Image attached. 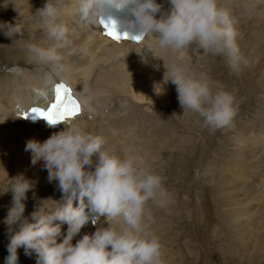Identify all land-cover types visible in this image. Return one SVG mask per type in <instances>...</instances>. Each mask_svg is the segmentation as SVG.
I'll return each mask as SVG.
<instances>
[{
	"label": "bare ground",
	"instance_id": "obj_1",
	"mask_svg": "<svg viewBox=\"0 0 264 264\" xmlns=\"http://www.w3.org/2000/svg\"><path fill=\"white\" fill-rule=\"evenodd\" d=\"M53 2L58 9V22L64 23L69 29V43L58 50L61 59L56 71H53L51 62H42L29 51L32 45L47 48L54 44L43 20L35 14L46 0H10L8 3L14 14L13 21L16 20L15 25L19 28V31L14 28L11 34L18 41L13 39V43L8 45L23 49L28 61L24 64L16 62L0 75V183L8 188V177H15L19 173L25 174L35 183L33 191L36 198H33V191H30L25 201L26 217L31 216L38 200L61 198L57 182L48 180L43 161L35 166L31 164V153L24 150L28 140L43 142L53 132L63 130L64 125L78 122L87 131L101 135L117 155L122 156L125 149L134 147L144 156L143 160L148 167L156 166L158 162L164 163L174 146L180 151L186 150L187 143L192 142L193 138L185 136L181 143L168 144L169 139L159 133L162 120L159 117L137 119L148 112L139 108L133 112V107L152 105L154 114H158L159 103L174 90L175 104L184 118L176 86L171 82L163 83L166 71L164 63L169 67L174 63L184 64L199 73L195 66L203 67L206 64V67H212L211 61L214 58L213 55L206 56L208 60L205 63V55L201 51L189 49L173 53L171 50L159 49L155 46L154 37L144 38L139 44L127 40L114 41L104 35L98 24H85L80 19L78 0ZM225 3L223 7L228 9L234 22L236 43L246 61L233 69L225 61L226 56H222L221 67H227L229 71L228 78H225L226 84L227 81L231 82L236 77L243 78L250 73L252 84L259 81V89L254 95L250 93V99H247V107L255 104L249 120L237 121L239 113L236 111L232 124L238 125L229 140L233 149L231 156L223 155L225 159L221 165L216 161L217 164H208L207 167L202 163L200 168L203 177L209 178V186L215 191L213 197L220 206L218 214L223 227L220 224L216 228V235L220 230H224L223 234L231 232V240L234 242L229 248L232 253L243 252L242 257L246 256L252 264H258V259L264 261V0H224ZM160 4L167 8L168 0H162ZM249 5H255L257 10L251 9ZM60 80H66L75 87L81 99V114L59 123L56 128H49L42 121L33 124L22 120V112L32 104L47 105L52 98L54 84ZM210 81L215 90L218 87L215 83L219 82ZM156 84H160L157 89ZM246 103L244 100L238 101L237 105L243 104L242 107H245ZM186 115L190 113L186 112ZM197 125V134L200 135V126ZM3 185L0 184V264H3V258L9 253L10 234L4 218L12 202V194L4 193L7 189ZM173 198L171 195L168 197V213L174 212L173 209L177 207L175 200H171ZM53 203L51 200L44 201L46 206ZM148 207L153 210L151 202H148ZM160 209L158 207L157 215L154 213L149 230L159 238L162 258L165 260L168 245L163 242V238L167 237L164 231L167 224L157 223ZM98 226L86 224L73 243L86 233H94ZM62 232L66 233V225L62 226ZM247 253H250L249 257ZM17 255L22 264H37L35 252L26 254L21 247ZM256 257L258 259L254 260Z\"/></svg>",
	"mask_w": 264,
	"mask_h": 264
},
{
	"label": "clouds",
	"instance_id": "obj_2",
	"mask_svg": "<svg viewBox=\"0 0 264 264\" xmlns=\"http://www.w3.org/2000/svg\"><path fill=\"white\" fill-rule=\"evenodd\" d=\"M111 10L126 13L123 33L154 37L159 49L226 56L233 69L246 63L236 43L234 22L218 0H168L167 8L157 0H78V14L85 24L106 21ZM35 14L54 44L47 48L32 45L29 51L38 60L51 62L56 71L61 59L58 50L69 43V29L58 22L53 0H46ZM112 22L119 31L116 21ZM164 67L163 83L176 86L184 113L198 114L203 126L212 130L231 125L236 115L231 92L222 85L214 90L205 73L187 65L169 67L165 62ZM47 122L48 127L56 126ZM24 150L31 153L33 166L43 161L48 180L57 182L61 198L38 200L26 217L25 201L35 183L23 173L8 177L4 193L11 192L12 202L4 218L10 234L5 264H17L21 247L26 254L36 253L37 264H164L159 238L149 230L152 211L148 202L163 207L169 193L163 177L145 164L134 147L117 155L101 135L77 122L64 125L43 142L28 140ZM47 200L54 203L46 206ZM89 222L99 224L95 232L73 243ZM63 225L68 226L66 233Z\"/></svg>",
	"mask_w": 264,
	"mask_h": 264
},
{
	"label": "rangeland",
	"instance_id": "obj_3",
	"mask_svg": "<svg viewBox=\"0 0 264 264\" xmlns=\"http://www.w3.org/2000/svg\"><path fill=\"white\" fill-rule=\"evenodd\" d=\"M9 1L0 0V75H3V72L16 64V62L24 64L28 61L24 57L23 49H19V47L15 48V45L12 47L8 45L9 43H13L12 41L14 40L15 42L18 41V38L15 39L11 35L13 34V29H16L18 26H16V20L13 21L14 14L11 13V6L8 4ZM223 3L224 0H218V6L225 10L226 8L223 6H226V3L225 5ZM249 6L251 9L257 10L255 5ZM226 10L228 12V9ZM202 55H205V63L208 60L206 56H214L211 61L212 67H206V64H204L203 67L196 65L195 68L214 80V83L215 81L219 82L215 83L217 86L222 85L223 88L228 86L226 90L234 94V102L236 105L238 101H246L247 103L244 104L245 107H242L243 104L241 106L237 105V107L235 105V109L239 113L236 117L238 119L237 121L249 120L253 114L255 104L252 106L250 104V107H247L249 103L247 99H250V93L254 95L255 92H258L259 81L252 84V75L248 73L249 76L246 74L243 78L236 77L231 82L227 81L226 84L225 78H228L227 74L229 71L227 67H225L226 69H222L221 67V62L223 61L222 56L206 52H202ZM225 58V61L228 62L227 57ZM0 83H2L1 80ZM254 89L255 91L253 92ZM136 108L141 110L146 109L148 112L147 115L143 114L137 119L147 120L159 117L162 120L163 123L159 126V133L161 136H164L163 138L169 139L168 144L175 145L178 141L181 143L185 136H191L193 138L192 142L187 143L186 150L180 151V149L174 146L173 150L171 149L172 153H169V157L165 159L164 163L159 164L158 162L156 166H151L152 170L163 177L164 187L168 190L169 195L174 197L171 200H175V205L177 206L176 209H173L174 212L171 211L168 213L166 208L169 202L168 199L166 204L161 207L157 219L158 224H167L164 230L167 237L166 239L163 238L165 240L163 242H166L168 245L166 247L164 264H252L249 259L245 258L246 256L242 257V255L244 256L243 252H236L237 254L232 253L229 248L234 242L231 240V232L229 234L225 232V235V233L223 234L224 230H220L221 232L216 235V228L220 224L223 227V222H221L218 214L220 206L216 204L215 198L213 197L215 191L209 186V178L203 177L204 173L200 168L202 163H205V167L208 164H217V162L218 165H221L225 159L223 155L227 157L231 156L233 149L229 144V140L235 134L234 132L238 124L233 125L231 123L227 128L212 130L204 127L202 119L191 110L188 111L190 115L184 113L185 116L182 118L183 115L175 104L174 90L165 100L159 103L158 114H154L155 110L152 105L133 107V112ZM133 117H135L134 113ZM195 124L200 126V135L197 134ZM172 135L176 137L172 138ZM222 150L224 151L223 153L221 152ZM141 157L144 159L143 155ZM0 184L3 185L2 183ZM205 187L208 189L207 191ZM4 188L8 190L7 187L4 186ZM176 199H178L177 202ZM149 202L153 206V210H151L153 218L154 213L155 215L158 213H156L158 206L153 205L152 201ZM249 254L247 253L248 257ZM256 259L258 258H254V260ZM257 262L258 264H264V261L259 259Z\"/></svg>",
	"mask_w": 264,
	"mask_h": 264
},
{
	"label": "snow or ice",
	"instance_id": "obj_4",
	"mask_svg": "<svg viewBox=\"0 0 264 264\" xmlns=\"http://www.w3.org/2000/svg\"><path fill=\"white\" fill-rule=\"evenodd\" d=\"M101 23L104 28L107 29V35L111 38L119 41L123 39H132L140 41L141 37H130L127 33H121L117 30L115 22H107L102 20ZM71 89L64 83H58L55 88L56 98L55 102L50 106L48 110H41L33 108L37 116L48 120L52 124H59L66 121L69 118L77 116L80 112V104L75 99L70 98Z\"/></svg>",
	"mask_w": 264,
	"mask_h": 264
}]
</instances>
